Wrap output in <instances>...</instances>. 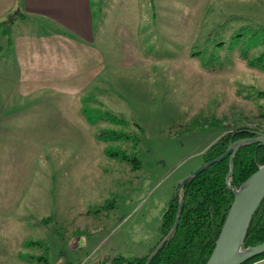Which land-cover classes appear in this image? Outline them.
<instances>
[{"label":"rangeland","instance_id":"1","mask_svg":"<svg viewBox=\"0 0 264 264\" xmlns=\"http://www.w3.org/2000/svg\"><path fill=\"white\" fill-rule=\"evenodd\" d=\"M92 8L90 38L72 30V60L44 72L72 76L73 94L69 82L21 95L0 80L13 94L7 109L0 98V264L148 254L206 149L236 127L264 128V98L246 97L264 90V71L251 63L263 48L251 44L264 42V0H93ZM13 16L1 23L13 35L47 28ZM10 66L0 75L17 77Z\"/></svg>","mask_w":264,"mask_h":264},{"label":"trees","instance_id":"2","mask_svg":"<svg viewBox=\"0 0 264 264\" xmlns=\"http://www.w3.org/2000/svg\"><path fill=\"white\" fill-rule=\"evenodd\" d=\"M262 30L264 31V27ZM242 35L240 30L235 36ZM254 35L256 36V33ZM220 43L224 42L220 41ZM251 45L255 48L263 46L261 52L252 58L251 63L264 71V42L255 38ZM242 54L246 56L247 49L243 48ZM253 95L256 99L264 98V90H258L257 94L251 91L246 97L252 98ZM255 131H264V128L242 125L224 132L206 149L204 162L222 155L239 139L256 137ZM115 137L124 138L126 135H115ZM234 162V172L230 181L238 188L264 164V144L243 145L236 153ZM229 171L230 159L226 157L214 162L198 175H194L184 186L182 183L179 184L162 216L160 238L151 251L143 256L115 253L108 256L104 264H205L215 247L234 199V192L226 183ZM181 200H183V208L178 227L168 237L176 223ZM163 241L164 243L160 245ZM262 242H264V201L253 217L243 247L247 248ZM153 253L148 263L149 256ZM262 258L264 253L244 264Z\"/></svg>","mask_w":264,"mask_h":264},{"label":"crops","instance_id":"3","mask_svg":"<svg viewBox=\"0 0 264 264\" xmlns=\"http://www.w3.org/2000/svg\"><path fill=\"white\" fill-rule=\"evenodd\" d=\"M92 2L93 0H0V68L2 66L11 68L10 65L13 64L12 68H15L14 73L17 74V77L13 78L0 75V80L6 84L14 83L21 95L31 94V89L34 87L50 86L62 90L68 89L69 82L73 94L72 76L68 81L67 76L57 78L48 76L44 72L49 68H56L58 62L66 65L68 60H72L76 41L72 30L76 29L83 36L90 38L89 28L94 14ZM10 15L13 18L17 16L31 18L40 25H46L48 29L44 28L41 34L20 32L13 35L12 32L5 31L1 24ZM88 19L87 23L85 20ZM65 85L67 86L64 87ZM9 93V90L4 92L0 89L2 109L9 107L10 98L13 96ZM2 113L6 112L2 110ZM65 113L67 114V109ZM2 125L0 122V128Z\"/></svg>","mask_w":264,"mask_h":264},{"label":"water","instance_id":"4","mask_svg":"<svg viewBox=\"0 0 264 264\" xmlns=\"http://www.w3.org/2000/svg\"><path fill=\"white\" fill-rule=\"evenodd\" d=\"M255 132L257 134L256 137L242 138L233 142L226 152L204 162L182 181V186H184L190 178L194 175H198L214 162L220 161L226 157L230 159V171L226 176V183L229 188L233 190L234 199L215 247L205 264H244L264 253V242L247 248L243 247L253 217L264 201V164L249 176L240 187L237 188L233 186L230 181L234 172V157L238 150L248 143L264 144V131ZM182 208L183 200L180 202L176 223L168 237H170L178 227ZM163 243L164 241L160 245ZM153 255L154 253L149 256L148 263L151 261Z\"/></svg>","mask_w":264,"mask_h":264}]
</instances>
